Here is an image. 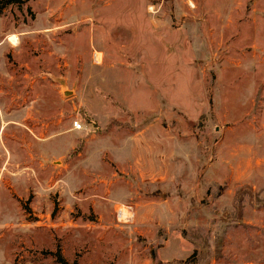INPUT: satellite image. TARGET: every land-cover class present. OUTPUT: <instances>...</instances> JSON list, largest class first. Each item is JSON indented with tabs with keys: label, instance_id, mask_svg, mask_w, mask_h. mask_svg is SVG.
Listing matches in <instances>:
<instances>
[{
	"label": "rangeland",
	"instance_id": "rangeland-1",
	"mask_svg": "<svg viewBox=\"0 0 264 264\" xmlns=\"http://www.w3.org/2000/svg\"><path fill=\"white\" fill-rule=\"evenodd\" d=\"M56 252L264 264V0L0 2V264Z\"/></svg>",
	"mask_w": 264,
	"mask_h": 264
},
{
	"label": "trees",
	"instance_id": "trees-1",
	"mask_svg": "<svg viewBox=\"0 0 264 264\" xmlns=\"http://www.w3.org/2000/svg\"><path fill=\"white\" fill-rule=\"evenodd\" d=\"M13 1L15 0H1L0 2L3 4V6H6L8 4H11ZM20 2V0H19ZM54 256L56 257V260L59 264H69L66 262V260L61 256V254L59 252H56L54 254Z\"/></svg>",
	"mask_w": 264,
	"mask_h": 264
},
{
	"label": "bare ground",
	"instance_id": "bare-ground-1",
	"mask_svg": "<svg viewBox=\"0 0 264 264\" xmlns=\"http://www.w3.org/2000/svg\"><path fill=\"white\" fill-rule=\"evenodd\" d=\"M10 43L14 45L16 43V39L14 37L10 38ZM100 55H96V60L99 61ZM121 217L125 218L128 215V210L125 207H121L120 209Z\"/></svg>",
	"mask_w": 264,
	"mask_h": 264
}]
</instances>
